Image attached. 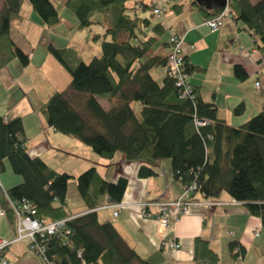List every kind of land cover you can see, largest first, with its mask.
Listing matches in <instances>:
<instances>
[{
	"label": "trees",
	"instance_id": "obj_1",
	"mask_svg": "<svg viewBox=\"0 0 264 264\" xmlns=\"http://www.w3.org/2000/svg\"><path fill=\"white\" fill-rule=\"evenodd\" d=\"M1 1L0 69L15 59L28 66L29 54L14 43L10 32L11 19L20 14L24 0ZM29 1L48 27L60 24L53 0ZM152 1L139 2L143 15L137 14V3L129 6L128 0L68 1L66 7L74 12L77 29H90L96 23L104 25L103 32L94 33L91 38L101 40L102 54L85 62L75 48H58L50 43L48 52L70 73L71 84L68 92H53L40 113L50 127L78 138L100 157L110 160L121 151L129 159L141 162L140 177H152L153 164L169 159L173 175L183 187L197 185L195 193L201 192L207 198H219L223 192L230 194L245 205L249 214L259 217L264 228V107L246 123L229 125L218 117L215 103L202 98L200 87L191 82L192 68L185 54L183 67L192 94L183 96V89L176 86L166 68L172 35L166 55L149 54L158 44L159 35L166 31L161 22H154L157 15L153 14ZM227 1L226 6L234 13L232 18L251 32L264 59V0ZM192 3L208 19L220 15L226 7L215 2ZM110 11L112 22L107 28L103 21L107 22ZM125 32L132 36L120 40L119 35ZM159 66L166 68L162 84L151 73L152 68ZM235 70L245 80L243 68L237 66ZM74 93L86 95L84 109L72 104ZM261 93L264 97V87ZM97 96L113 99L111 109L106 111ZM132 103L141 104L140 114ZM234 112L243 114L244 104L237 105ZM196 119L207 123L198 127ZM26 144L23 118L6 120L0 113V173L8 162L12 172L22 178L20 184L6 191L9 199L28 201L45 221L70 218L69 233L49 235L44 240L46 255L53 264H151L123 241L114 225L98 220L97 210L106 203L123 202L128 184L125 177L108 182L95 167L80 174L76 178L77 190L88 212L72 215L66 210L72 176L52 170L39 157H31ZM9 199L2 194L0 204L16 221ZM231 247L237 249L235 244ZM194 249L196 264L219 263L218 254L204 238H196Z\"/></svg>",
	"mask_w": 264,
	"mask_h": 264
},
{
	"label": "crops",
	"instance_id": "obj_2",
	"mask_svg": "<svg viewBox=\"0 0 264 264\" xmlns=\"http://www.w3.org/2000/svg\"><path fill=\"white\" fill-rule=\"evenodd\" d=\"M68 1L70 0L61 2L66 7ZM141 1L150 0H128L127 4L131 6L136 2L137 14L143 15L140 13ZM182 4L181 1L175 3V0L169 3L167 12L163 14L164 20L159 21L166 31L169 30V37L165 41L158 40L149 54L166 55L170 35L184 37L183 51L192 68L189 78L194 85L200 87L202 98L215 103L218 117L229 125L237 127L246 123L249 120L248 116H244L247 109L254 107L259 112L264 107V97L255 85L258 79L264 82V59L257 49L255 39L251 32L242 28L241 22H236L233 18H224L220 29L212 31L206 24L208 18L205 13L194 5L185 10L184 6H180ZM2 5L3 1L0 0V9ZM20 11V14L11 19L10 32L14 43L29 54L30 61L28 66H23L15 59L0 69V88L3 91L0 113L6 120L23 118L24 137L30 156L43 159L52 170L69 173L72 176L70 182H77L76 178L91 167L97 168L108 182H116L125 177L128 184L122 199L129 207L123 208L118 215L114 214V207H101L97 210L98 220L114 225L123 241L151 264H196L193 259L194 245L199 236L207 240L218 254V264H262L264 228L261 219L249 214L245 205L235 202L230 194L223 192L219 198H207L201 192L195 193L188 211L172 220L166 231H162L158 220L143 215L139 204L147 202V212L155 214L159 210L156 204L158 200L172 199L182 191L183 185L174 177L169 159L163 158L153 164L155 174L152 177H140L138 171L141 162L129 159L121 151L115 153L110 160L100 157L78 138L65 136L46 123L40 109L56 89L50 88L51 80L45 69L52 56L48 52V46L53 43L51 32L32 6L27 5ZM71 19L68 31L71 40L73 38L80 41L79 51L73 48L83 60L80 50H92V35L102 33L104 25L96 23L90 29L79 30L76 17ZM106 21L103 24L108 28L112 22V17L108 14ZM146 28L149 33L152 32L150 27ZM130 35L125 32L118 38L125 41L130 39ZM237 66H241L246 72L245 80L236 74ZM154 71L163 74L162 77L155 78L162 84L166 68H152V75ZM74 96H78L79 100L74 101ZM85 99L86 95L71 94L72 104L78 101L79 107L83 109ZM97 99L106 111L111 109L113 99L103 96H97ZM240 103L244 104L245 112L235 114L236 106ZM131 105L140 114L141 104ZM1 178L0 173V192L2 189L7 191L22 181L20 176ZM82 201V205L72 215L88 212L84 200ZM219 202L223 204L217 205ZM16 228L15 219L6 214L0 220V237L15 238ZM173 239L181 243L178 249L168 245V240ZM231 244H235L237 249L232 248ZM7 258L9 264H37L36 256L24 240L10 246Z\"/></svg>",
	"mask_w": 264,
	"mask_h": 264
},
{
	"label": "built area",
	"instance_id": "obj_3",
	"mask_svg": "<svg viewBox=\"0 0 264 264\" xmlns=\"http://www.w3.org/2000/svg\"><path fill=\"white\" fill-rule=\"evenodd\" d=\"M171 0H153L154 5L153 14L161 17L167 12L168 3ZM234 13L228 8L221 12L220 15L211 17L206 21V24L212 31H217L222 25L224 18H231ZM184 37L172 35L170 38V52L168 54V64L167 71L168 76L176 80V86L183 89V96H190L192 94V88L189 83V78L184 72V51H183ZM242 49V48H241ZM257 88L262 90L264 85L261 80L256 81ZM206 120L196 119V126H204ZM197 185H186L183 187L182 191L176 195V197L168 200H158L156 202L159 210L157 213L152 214L147 212L146 206L147 202L139 204V207L143 210V215L151 217L158 220L159 227L162 231H166L167 227L170 226L172 220L177 219L178 216L185 214L190 208L191 199L193 194L197 191ZM5 194L9 199L6 190H1L0 196ZM237 202V201H235ZM216 204L215 202H213ZM9 204H11L13 214L16 217V237L13 239L0 237V264H9V258H7V252L10 246L17 241L24 240L35 252L37 256L38 264H53L49 256L46 255V245H44V240L49 235H59L64 233H69L67 230V221L70 219H59L58 221H45L38 217L36 210L33 208L32 204L25 200H15L9 199ZM223 204L222 202L217 203V205ZM104 208H115V215H118L123 208L129 207L128 203L122 202L121 204H109L106 203ZM6 216V209L0 206V220ZM168 245L173 249H178L181 245L179 241L168 240ZM85 264V263H82Z\"/></svg>",
	"mask_w": 264,
	"mask_h": 264
},
{
	"label": "rangeland",
	"instance_id": "obj_4",
	"mask_svg": "<svg viewBox=\"0 0 264 264\" xmlns=\"http://www.w3.org/2000/svg\"><path fill=\"white\" fill-rule=\"evenodd\" d=\"M62 0H53L56 9H58L59 11V16L61 17V19H63L61 21L60 26H50L47 27L48 31L51 32V40L53 41V43L58 47V48H64V47H75L78 51H79V40L70 37L69 34V24L72 21L71 17L73 18L75 16L74 12L65 7L63 5V2H61ZM182 2L184 4V9H188V8H192L193 3L192 0H175V3L177 2ZM259 0H251V2H257ZM27 5H30L29 0H25L24 4L22 5V9L26 8ZM113 15V13L110 11L108 12V16L111 18V16ZM76 17V16H75ZM164 20V16L163 17H157L155 18V23H157L158 21H163ZM46 29V30H47ZM69 30V31H68ZM87 30V29H86ZM38 34V33H37ZM169 35V30L165 31L163 34L159 35V40L160 41H165L168 39ZM45 40V37H43ZM92 50L90 49V52H87L84 50H80L82 52L83 55V61L85 62H90V60L94 57V55H101L102 54V50H101V40H92ZM38 53L40 55V51L38 50ZM46 69V73L49 75V79L51 80V87H56L55 91H59V92H63L69 91L70 88V81H71V75L70 73L67 71V69L64 67L63 64H61V62H59L56 57L52 54L51 56V62L49 64H47ZM157 69H162V66L157 67ZM163 72V71H161ZM163 74H161L160 72L156 73L154 71L153 76L154 78H159L162 77ZM160 80V79H159ZM2 89L0 88V99H2V94H1ZM54 92V91H53ZM75 100H79L77 97L78 96H74ZM78 104V101L75 102V104ZM80 105V104H79ZM77 105V106H79ZM83 112V111H82ZM258 114V111L253 107V108H249L247 109V111L245 112L244 116L250 119L252 116H255ZM3 176L8 178V177H19L18 175H16L14 172H12L10 164L7 162L6 164V169L3 170V173H1V179H3ZM21 179V177H20ZM69 192H68V205L66 207V210L68 213H72L75 210H78L79 207L82 205L83 201L80 195L79 190H77V182L76 181H69ZM264 234V233H263ZM259 242V241H258ZM259 244H261L259 242ZM30 251L35 255V252L30 249ZM264 256V254H263ZM36 260H37V256H36ZM262 264H264V259L261 261ZM38 264V263H37Z\"/></svg>",
	"mask_w": 264,
	"mask_h": 264
},
{
	"label": "water",
	"instance_id": "obj_5",
	"mask_svg": "<svg viewBox=\"0 0 264 264\" xmlns=\"http://www.w3.org/2000/svg\"><path fill=\"white\" fill-rule=\"evenodd\" d=\"M197 2H204L206 4H210L211 2H215L219 5L226 6L228 4L227 0H196Z\"/></svg>",
	"mask_w": 264,
	"mask_h": 264
},
{
	"label": "bare ground",
	"instance_id": "obj_6",
	"mask_svg": "<svg viewBox=\"0 0 264 264\" xmlns=\"http://www.w3.org/2000/svg\"><path fill=\"white\" fill-rule=\"evenodd\" d=\"M199 119V118H198Z\"/></svg>",
	"mask_w": 264,
	"mask_h": 264
}]
</instances>
